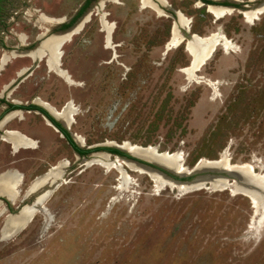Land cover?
Instances as JSON below:
<instances>
[{
  "label": "rangeland",
  "instance_id": "obj_1",
  "mask_svg": "<svg viewBox=\"0 0 264 264\" xmlns=\"http://www.w3.org/2000/svg\"><path fill=\"white\" fill-rule=\"evenodd\" d=\"M85 1H1L0 60L23 53L20 36L37 49L38 36L55 28L41 16L70 17ZM207 1L214 4L147 0L158 15L139 0H87L83 30L61 48L60 69L72 83L49 72L44 59L19 56L0 73V105L39 106V100L57 111L69 105L74 116L68 132L83 150L124 142L179 152L187 169L224 155L230 165L253 163L256 173H264V13L250 24L243 17L264 10V0ZM206 6L230 12L215 19ZM176 12L189 20V33L177 26ZM100 19L112 25L108 44ZM174 25L182 42L167 49ZM190 34H220L232 49L216 46L198 72L183 69L190 62L183 37ZM18 111L19 118L0 126V177L8 185L16 179L9 172L22 178L11 212L0 195V264H264V220L253 218L249 200L230 186L232 178L225 187L192 189L187 184L197 177L218 174L177 180L147 164L170 184L150 172L87 165L106 152L78 157L43 116ZM6 131L27 137L33 148L15 152L3 140ZM59 164L60 177L29 192ZM21 207L27 208L19 212ZM29 217L24 228L10 225Z\"/></svg>",
  "mask_w": 264,
  "mask_h": 264
},
{
  "label": "bare ground",
  "instance_id": "obj_2",
  "mask_svg": "<svg viewBox=\"0 0 264 264\" xmlns=\"http://www.w3.org/2000/svg\"><path fill=\"white\" fill-rule=\"evenodd\" d=\"M233 1L240 2L241 0H233ZM139 2H140L141 8H150L156 14L161 15V12L158 11L156 8H154L151 4H149L147 2V0H139ZM160 2H162V0H160ZM262 5H264V4H262ZM206 10L215 19H220V18L224 17L225 15L229 14V12H230V10L227 8L214 7V6H206ZM260 13L263 14L264 10H256V11L249 12V13L246 12V13H243V17L246 20V22L250 24L257 19V16ZM175 14H176L177 26L185 28L186 31H189V24H190L189 20L187 18H185L179 12H176ZM40 19L43 22H46L49 24L57 22V21H54L52 19H47V18L42 17V16L40 17ZM100 28H101V31L103 33H105V37H104L105 43L108 44L110 31L112 30V25H110L106 21L100 19ZM79 29H80V27H78V29H76L72 34L63 35V36H60V35L45 36V34H42L40 36L41 42H40L39 46L37 47V49L32 51V52H29L25 56H27L31 60H36V61L39 58L44 59L45 60V66L49 72L54 73L56 76L61 78L67 84H71L72 82L70 80L69 75L67 74L66 71L60 69V67L58 66V63H59V58L61 56L62 44L64 42L65 43L68 42L69 37L76 35L79 32ZM25 39L26 38L24 36L19 37V41H20V43H22V45H24ZM194 39H199L201 43H198L196 45H194V44L191 45L192 51H193V58L195 60V64H193L191 69L197 68V66H198L197 61L199 58H202L203 61L204 60L206 61L211 56V54L213 53L216 46H219V47L221 46L223 48V50L232 49V44L230 42H228L220 34H212L208 37H197L196 35H194ZM181 42H182V38L179 37V35L176 33V29H175V25H174L172 28V32H171V39H170L169 43H167L166 48L168 49L170 47L176 46V45L180 44ZM19 56H22V55H18L15 52H11L9 54H4L0 60L1 67L4 66L5 64L9 63V61L11 59L17 58ZM184 72H186V70ZM36 103L39 106H41L42 108H44L45 110H47L51 114V116L54 119H56L58 122H60L67 130L70 129V126L73 123V116H74L73 112L74 111H73V109L70 108L69 105H66L61 110L57 111L45 102L38 100V101H36ZM16 117H18V118L20 117L19 112H14L12 114L5 116V118L3 119L0 126H5L6 124H8V122L10 120H12L13 118H16ZM47 125H49V124L47 123ZM3 140L6 143H8L9 145H11V148L14 151L22 149V148H33V145H34L30 139H28L27 137H24L23 135H21L19 133L13 132V131L5 132V136L3 137ZM129 147H131V148L129 149ZM150 147H152V146H150ZM121 148L123 150H131L130 151L131 154H133L134 156H136L138 158H139V156L152 158L154 162H151V161L145 160V159H143V160L150 162L152 164H157V165L158 164L162 165V163H160L161 158H165L167 155H169V154H167V153L165 154L163 152V155L155 156V155H153V148H148V149L142 150L139 147H133L132 145H129V144L124 143V142H123V146ZM156 151H157V149H156ZM171 154L172 155L167 156L168 159L164 163L165 165H162V166H166L168 163H170L172 165L171 168L173 171L184 172L185 169L183 166V156H181V154L179 152H177L175 154H173V153H171ZM99 156L101 157L102 161H93L87 165H99L100 167H102L106 170L112 169L116 172L117 171L122 172L121 168L125 167V168H127L133 172L148 174V173H145L147 171L139 170L136 167H133L131 165L123 163L118 159H111L107 155H99ZM140 159H142V158H140ZM200 164H201V166H204V167H213V168L214 167L215 168L225 167L226 169H229V170L239 171V173L241 174V181H242L241 182L242 188L239 190V194L246 197L249 200L250 204L252 205L253 218L255 219L256 217H259L261 220H264V198H263V196H261L259 194H255L254 192H250L244 185V181H249L251 184H253L252 180H255V182L257 184V188L260 189L262 192H264V173H256L255 169L258 167L255 164L250 163V164H242V165H238V166H230L228 160L225 158L224 155H221L220 160L217 162H213V161L203 162L201 160ZM60 166H61V164L51 168L46 175H44L41 178L36 179L31 184L29 192L36 191L46 181H53L56 178L60 177V174H57L61 168ZM258 171H260V169ZM263 171H264V169H263ZM7 176L12 177V178H16L15 183L13 185H8V184L3 182V177H0V194L2 196H5L8 199H11L12 201H14L16 199L15 187L18 188V186L21 185L20 183H21L22 178H21V175H15L13 172H9L7 174ZM122 177L124 178V176H122ZM159 181H161V180H159ZM121 182H122V180H121ZM162 184H163V182H162ZM224 185H226V184H224ZM178 189L184 192L186 188H184L182 186L181 188H178ZM26 208L27 207L23 208L22 211L25 210ZM31 217H29L24 223H22L20 221H11L10 225L20 226L21 228H24L30 222ZM11 218L12 217H8L7 221H9Z\"/></svg>",
  "mask_w": 264,
  "mask_h": 264
},
{
  "label": "water",
  "instance_id": "obj_3",
  "mask_svg": "<svg viewBox=\"0 0 264 264\" xmlns=\"http://www.w3.org/2000/svg\"><path fill=\"white\" fill-rule=\"evenodd\" d=\"M153 3V2H152ZM154 6L160 10L158 8V6L153 3ZM87 16V15H86ZM84 17L78 27H80V29L82 28L84 22L86 21V18L87 17ZM76 30L73 29L67 33H64V34H58L60 36H63V35H68V34H72L74 31ZM186 33H189V31H186ZM71 37H69L68 40H70ZM183 41H184V51L188 53V55L190 56V62H189V65L183 69H186L188 67H192L193 64H195V60L193 58V51H192V46L191 45H196L198 43H201L199 39H194V35L193 34H190V38L189 40H185V38L183 37ZM41 42V41H40ZM39 42V44H40ZM65 43V42H64ZM64 43L62 44V46L64 45ZM39 46V45H38ZM37 46V47H38ZM32 52V51H31ZM61 56H62V51H61ZM60 56V58H61ZM60 58H59V63H58V66L60 67L61 66V63H60ZM42 60V58H39L38 61ZM198 66L197 68H195V71L198 72L200 70V68L203 67V65H205V60L203 61L202 58H199L198 59ZM181 69V70H183ZM62 70V69H61ZM41 107V106H40ZM44 109V108H43ZM45 110V109H44ZM46 111V110H45ZM14 112H19V111H14ZM47 112V111H46ZM48 113V112H47ZM49 114V113H48ZM45 118V117H44ZM54 119V118H53ZM46 122L53 128L55 129V131L59 132L60 131L49 121L45 118ZM55 121H57L56 119H54ZM60 123V122H59ZM61 124V123H60ZM61 126L67 130L62 124ZM68 131V130H67ZM7 132V131H6ZM61 134V133H60ZM61 136H63L61 134ZM70 138L73 139V137L70 135ZM123 146V143L122 144H117V145H114L112 146L113 149L125 154L126 156L128 157H121V156H118V155H113V154H110V153H96V155H107L108 157H110L111 159H118L120 160L121 162L123 163H126L128 165H131L133 167H136L137 169L139 170H142V171H147V172H150V173H153L157 176H159L162 180H166L168 183L172 184V181L167 179V177H165L162 173H160L159 171L155 170V169H152L149 165L147 164H152L150 162H147L143 159H140L136 156H134L133 154H131V150H123L121 147ZM133 147H139L141 148L142 150H145V149H148V148H153V155L155 156H159V155H163V152H157L156 151V148L155 147H150V146H146V147H141V146H137V145H133ZM131 147H129L130 149ZM88 149H91V148H88ZM166 154V153H165ZM172 155L171 153L167 156H170ZM167 156L165 158H161V161L160 163H162V165H165L164 163L167 161ZM79 157V155H78ZM220 159L218 160H213V162H217L219 161ZM201 161H198L195 166L192 168V169H187L186 167H184L185 171L184 172H178V171H173V170H169L167 167L165 166H162L160 164H152V165H156L164 170H167L171 173V175L176 178L177 180L179 179H182L183 177H187V176H191V175H194V174H197L199 172H208V173H216L218 174V176H212V175H204V176H201V177H197L196 179H194L193 183H190V184H187V186H191L192 189L193 188H199V187H202L203 184H211V186H213L214 184H217V183H220V186L221 187H225L224 184L227 183V178H232V182L230 183V186H233L234 188L236 187L237 188V192H239L240 190V187H241V174L239 173V171H235V170H229V169H226L225 167H222V168H213V167H204V166H201ZM230 166H234V165H230ZM253 181V184H248V190L250 192H254L255 194H259L261 196H263L264 198V192H262L260 189L257 188V184L255 182V180H252ZM178 184H181L178 182ZM15 193L17 195L18 191H17V188L15 187ZM10 202H13L11 199H8ZM35 203V202H34ZM36 205V204H33V206ZM37 205H40V204H37ZM23 207L20 208L19 212L22 210ZM9 217H13V215L9 216ZM19 231V230H18Z\"/></svg>",
  "mask_w": 264,
  "mask_h": 264
},
{
  "label": "flooded vegetation",
  "instance_id": "obj_4",
  "mask_svg": "<svg viewBox=\"0 0 264 264\" xmlns=\"http://www.w3.org/2000/svg\"><path fill=\"white\" fill-rule=\"evenodd\" d=\"M86 3H87V0L85 1V2H83L78 8H77V10L70 16V17H61L60 19H58L57 20V22L55 23V28L54 29H45V32L47 33V34H45V36H50V35H58V34H64V33H67V32H69V31H71V30H73V29H78V25H79V23H80V21L86 16L85 15V5H86ZM233 5H235V6H237V4H233ZM83 30V26H82V28L81 29H79V32L80 31H82ZM78 32V33H79ZM44 34V33H43ZM42 35V34H41ZM41 35H39L38 36V40L40 39L41 40V38H40V36ZM25 37V36H24ZM26 39H27V37H25ZM26 39H25V41H26ZM26 43V42H25ZM32 43L30 42H28V43H26V44H24V45H21V46H23L24 48L23 49H21L22 51L21 52H23V53H21V55H22V57H27V56H25V55H27L29 52H31V51H34V50H32ZM7 47V46H6ZM18 54V53H17ZM20 55V54H19ZM38 61V60H37ZM6 65L7 64H5L4 66H2L1 68H0V73L1 72H3V71H5V67H6ZM24 71V69H21V71L20 72H23ZM20 72H17L16 73V75H17V77H18V73H20ZM1 75V74H0ZM7 89V88H6ZM3 104V101L2 100H0V104ZM13 104H9V106H3V105H0V124L2 123V121H3V119L5 118V116H7V115H9V114H12V113H14V111H18V110H26V109H28V111L27 112H31V111H33V112H36V113H38V114H40L41 116H43V118L45 117L41 112H39V111H37L35 108H41V109H43L42 107H40V106H35V105H33V104H31V105H28V106H20L19 105V103H16V102H12ZM17 108V107H20V108H22V109H14V108ZM44 110V109H43ZM45 111V110H44ZM46 118V117H45ZM44 118V119H45ZM47 119V118H46ZM48 120V119H47ZM61 125V124H60ZM62 127V126H61ZM63 128V127H62ZM64 129V128H63ZM59 130V129H58ZM67 131V130H66ZM68 132V131H67ZM59 133V132H58ZM61 133V132H60ZM59 133V134H60ZM69 133V132H68ZM62 134V133H61ZM60 134V135H61ZM63 135V134H62ZM63 137H64V135H63ZM65 138V137H64ZM66 140V139H65ZM67 141V140H66ZM16 151H18V150H16ZM15 151V152H16ZM77 154V153H76ZM79 157H83V156H79ZM10 206V205H9ZM7 208H8V206H7Z\"/></svg>",
  "mask_w": 264,
  "mask_h": 264
},
{
  "label": "trees",
  "instance_id": "obj_5",
  "mask_svg": "<svg viewBox=\"0 0 264 264\" xmlns=\"http://www.w3.org/2000/svg\"><path fill=\"white\" fill-rule=\"evenodd\" d=\"M1 1H3V0H0V2ZM202 1V3L203 4H207V5H212V4H214L213 2H210V1H207V0H201ZM88 3L89 2H87L86 3V5H85V9H86V7H87V5H88ZM221 6H226V7H234V8H236V7H238V6H235V5H231V4H229V3H227V2H224V3H222V4H220ZM2 10V8H1V6H0V11ZM14 109H22V108H20V107H15ZM37 111H39V112H41L57 129H59V131L64 135V137H65V139L67 140V142H68V144H70V146H71V148L73 149V151L75 152V153H77L79 156H87L88 154H90L92 151H104V152H106V153H110V154H113V155H118V156H121V157H128V156H126L125 154H123V153H121V152H119V151H117V150H115V149H113V148H96V149H94V150H83V149H80V148H78L77 146H75V144H74V142L72 141V139L70 138V135H69V133L65 130V129H63L62 127H61V125L57 122V121H55L54 119H53V117H51L46 111H44L43 109H41V108H35ZM144 147H146V146H144ZM129 158V157H128ZM7 206H8V210H9V212H11L12 210H11V208H10V206H9V204L7 203Z\"/></svg>",
  "mask_w": 264,
  "mask_h": 264
},
{
  "label": "crops",
  "instance_id": "obj_6",
  "mask_svg": "<svg viewBox=\"0 0 264 264\" xmlns=\"http://www.w3.org/2000/svg\"><path fill=\"white\" fill-rule=\"evenodd\" d=\"M0 195H1V194H0ZM3 197L8 201L9 205H14L13 202H10V201L8 200V198H6L5 196H3Z\"/></svg>",
  "mask_w": 264,
  "mask_h": 264
}]
</instances>
